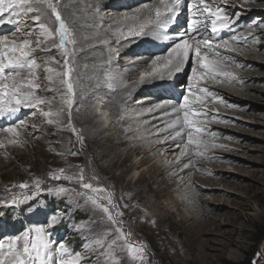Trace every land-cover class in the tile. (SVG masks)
Listing matches in <instances>:
<instances>
[{
    "label": "rangeland",
    "instance_id": "374dc122",
    "mask_svg": "<svg viewBox=\"0 0 264 264\" xmlns=\"http://www.w3.org/2000/svg\"><path fill=\"white\" fill-rule=\"evenodd\" d=\"M119 1L123 3L124 0ZM64 2L66 0H53V3L58 4L59 11V7L63 6ZM152 2L154 0H150L147 3L150 4ZM205 3L210 6L212 11H215L216 7L224 8L227 17L230 18L228 27L222 29L218 34H211V24H208L209 32L205 36L213 42V46L228 40L231 49L236 50L237 53L239 52L243 60L249 61L246 58V54H248L246 51L258 53L260 57L259 62H250L254 65L251 68L244 65L239 66V62H236L234 57L220 59L219 57H226L227 55L221 56L219 54V56H216L212 52H207L210 48L204 47L202 44L201 57L208 55L209 59L218 60V63L221 66L223 65L222 67L232 77L236 76L235 72H238L236 70L240 72L247 71V75H244L245 78L241 77L240 84L243 85V88L236 95L232 93L233 98L237 102L228 103L233 108H229L228 111L220 109L222 106L225 109L227 102L226 104L221 102L223 98L213 94L216 89H211V86H215L212 76H206L201 81L203 82L201 86L203 89H208L210 95L204 99L203 103L196 102L195 97L201 93L196 91V87H193L195 84L192 81L190 82V79L193 68H195L197 73H200L202 69L197 66L198 62L195 65L190 63L192 57L190 55L183 69L182 67L179 69H182V76L169 82L173 90H168V86H159L156 90L160 91L153 90L152 95L162 93V96H159L156 102L150 103L144 100L150 96L148 92L135 94V97L129 99L123 113L130 120L138 121L140 120L138 115L141 107L146 109V105L149 107L152 104L162 105L163 99L167 98L169 101L174 100V107L177 108L182 104L183 96L187 95L189 101H191L189 107L193 111L202 110L201 113L205 114L200 113L193 119L198 121L201 126L203 125L202 122L207 121V123H212V126L215 125L216 127L206 125V129L211 128L224 132V135L220 136V138H218L217 134L215 135L216 137L209 136L206 131L203 135L193 132L192 135H195L196 139L199 138L198 140L201 141L209 139L212 143H220L221 146L218 145V147L205 150L203 148L198 149L192 145V150L194 152L220 151L221 153H226L222 156H219L221 155L219 153H214L210 160L205 158L207 157L206 153L203 157L193 153L191 159L202 163L213 161L218 159V157V160H221L224 156L231 159V162L224 160V166H217L216 170L220 172L219 169H223L229 172L227 173L229 175H237L241 179L240 183L237 182L238 187L235 190L229 188L226 196L217 192L221 194L220 201L215 196L217 193H213V191L217 190L210 188L208 183L199 182L197 181L198 179L192 177L195 173L199 174V169L190 170L186 168L184 174L186 185H184V188L188 186V191L194 192L197 197L194 206L186 209V204H182L179 207V212L174 216L175 218L162 224L157 221L146 222L143 220L144 214L140 212L139 198L136 196L131 199L128 195L130 189L127 185L128 182L145 194V203L149 210L146 215L148 218L161 212L160 208L164 207L167 202L173 199L179 200L181 197L176 191L170 194L171 198L166 196L162 199L152 194H146L145 185L139 181L145 168L139 165L142 156L133 155L130 158L132 168L127 174L121 176L116 171L117 165L115 169L109 167V159L99 157L102 155V151L88 148L87 139H85L87 136L78 128V118L76 119L73 115V106L71 109V123L77 129V133L83 137L82 144L77 139V133H73L67 127L68 117L66 115L63 117L62 124L46 123L47 118L42 113L49 110L48 103L34 105L31 108L30 106H21L19 111L20 118L15 119L18 114L14 116L10 113L0 117V143L3 144V147H0V244H7L9 240L14 239L16 236H22L30 228L43 227L46 232L45 239L49 242V248L55 252L53 264H58L60 243L65 244L72 255L77 252L81 253L82 260L80 264H219L224 260L233 263L250 261L252 264H264V0H205ZM140 4L136 5V7L140 6L141 8L145 3ZM119 5H114L115 9L109 8L105 10L104 14L108 20L117 16L118 19H122L121 21L125 20L124 16L129 11L120 9L119 7L122 4ZM200 5L201 7L203 6L200 0H185V2L182 0L180 5L182 10L176 13L174 20L169 21V25L174 27L176 24L179 25L183 22L175 32L188 30L190 33L189 37L199 38L201 36H198L200 32L195 34L197 36H193L195 32L189 31V25L191 19L198 21L195 16L203 10L204 6L200 8L198 13L193 12L194 10L197 12V7ZM213 5L216 7H212ZM45 11L48 14L43 16L42 20L54 29H58L59 25L55 22L54 17L50 15V10L45 8ZM32 15L34 14L30 13L28 17H22L11 11L5 13L2 19L0 18V36L7 35L10 40L16 39L17 42H20L25 38L23 35L25 32L35 29L33 37H38L40 30L30 19ZM203 15L207 17V13ZM6 21L9 22V25L5 24ZM184 23L187 25H183ZM18 27L20 32L13 35ZM68 28L70 32H73V27L70 24ZM200 29H203V26H200ZM224 32H228V34H223ZM155 33L153 31V34ZM179 33L184 32L180 31ZM233 37H242L244 42H242L243 40H239V42L238 40H233ZM252 37H255V39H252ZM40 39L46 38L40 37ZM169 39H172L170 35L165 36V40L169 41ZM55 40L58 45V34ZM189 43L194 42L189 39ZM121 44L122 42L110 43V49L115 54L116 62H118L120 56L116 51L120 50ZM246 44L249 45L246 46ZM239 46L241 48H236ZM32 47L35 49L32 53V58L37 59V63L40 64V67L35 70L36 75L39 77L35 82L42 85L40 89L35 90V93L39 98L50 100L51 108L55 111L57 105L61 103L59 93L61 91L67 92V87L66 84H59L61 77L56 76L55 73L52 75L57 83L49 84L46 79L48 73L45 68L50 66L57 71H66L63 61L68 59L71 62L70 55L65 57L63 55L64 49L51 46L50 41L48 42L50 51L44 50L45 46L43 44L37 47L35 39H33ZM65 47L70 53L68 43L67 45L65 43ZM156 47L162 48L165 45ZM167 49L163 48V51L158 49L150 52H134L130 55H123V59L125 61L130 60L131 63L136 62L135 60H138V57H159L161 55L167 57L169 51H166ZM98 50L101 49L98 48ZM161 59H163V56H161ZM161 59H159V63L157 62V66L163 69L166 61L161 62ZM192 59L202 63L201 60L194 56ZM57 61H59V64L56 63ZM151 61L143 60L142 62L151 64ZM121 64H124L123 67H125L127 63L121 61ZM87 67H90V65ZM150 68L152 70V67ZM22 76L28 77L27 70L22 72ZM217 78L221 83L230 84V81L223 77ZM63 79L67 80V77L64 76ZM181 86L182 88L178 89ZM191 86L192 89H189ZM127 94L130 95V93ZM172 95L175 96L173 99ZM53 96H55V99H52ZM99 98L93 97L95 104L99 100L105 101L102 104L104 106L110 100L107 97H101V95H99ZM173 109L164 113L166 114ZM102 110L103 113L108 112L107 108ZM22 116L24 117L22 118ZM213 116L220 118L219 120L216 118L215 123H213L211 122ZM177 118L178 116L173 117L172 123ZM20 121H24V125H21ZM158 125L157 127L161 130L165 124L161 121ZM10 126L17 127L20 133L19 137H13L11 133L5 131ZM115 129L112 127L104 135L114 136L117 131ZM206 129L204 128V130ZM179 130L181 129H175V133ZM189 131L190 129L187 130V133ZM208 132L212 133V131ZM130 133L131 137L136 141L142 138L141 130L138 129V126L131 129ZM173 134L171 132L163 136L167 138ZM12 139H18L20 143H10ZM186 144L187 139L176 145L183 149ZM74 152L77 154L72 155ZM163 154L165 152H159L160 156H163ZM124 159L125 156H122L119 165ZM169 160L173 159L169 158ZM185 160L187 161V159ZM186 161L184 164L188 163L189 160ZM63 162H67L68 165L63 166L66 165ZM200 167H203V165L199 164ZM60 169L65 170L64 174L66 176H75L80 169H83L86 180L92 183L94 187L100 188L101 191L93 193L90 190H85L76 180L63 178L53 180L52 176L59 174ZM188 173L189 177H187ZM199 176L203 177L204 172L199 174ZM36 180L41 181V190L35 189ZM145 180H151L149 175L145 177ZM21 183H28L29 189H21L19 187ZM62 187L68 191L59 193L58 190ZM152 187L153 191H158V184L154 183ZM49 189L52 191H49ZM89 196L98 197V203L109 206L113 218L121 221V223L114 225L108 219V214L91 203V200L88 199ZM109 197H111L112 203L117 205V207L108 205ZM50 199L55 208L50 207ZM13 200H16L17 203L13 204ZM219 207H222V209L219 210ZM117 212H122L123 215L116 216ZM52 217L57 218L54 224L52 223ZM151 222L153 223L151 224ZM117 227H121L126 234L130 233L131 235L128 237L127 242L121 239L117 240L115 245H112L111 241L116 239L117 236L115 231ZM19 243L22 244L23 241ZM29 243L30 245L37 243L35 231L30 233ZM129 245L137 248L136 256L129 250ZM141 255L142 258H140Z\"/></svg>",
    "mask_w": 264,
    "mask_h": 264
},
{
    "label": "bare ground",
    "instance_id": "6f19581e",
    "mask_svg": "<svg viewBox=\"0 0 264 264\" xmlns=\"http://www.w3.org/2000/svg\"><path fill=\"white\" fill-rule=\"evenodd\" d=\"M183 1L185 2V0ZM143 2L147 3L150 2V0H124L123 3L120 2L119 0H66V2H64V5L59 8H60V13L62 14L64 20L66 21V24L67 25L70 24V26L73 27L72 29L73 32L71 31L72 36L70 37V39L74 40V43H68V45L70 46V58H71L70 64L74 68V74H72L74 90L77 93L75 103L73 104L74 107L73 115L76 117V119L78 118L77 119L78 128H80L83 134L87 136V138L85 137V139H87L86 143L88 145V148L102 151V155H100L99 157L103 159L108 158L109 167H113L115 169L116 168L115 166L117 165L118 167L116 171L121 176L127 174L132 168V163L130 161V158L133 155L142 156L139 165L144 166L145 168L143 169L139 181L145 185L147 191L146 194L155 195L159 197V199L160 198L162 199L166 196L171 198L170 194L175 191L177 192V194L180 195L181 199L179 200L173 199L172 201L167 202V204H165L164 207L160 208L162 210L161 212H159L156 215L154 214L148 218L146 215L148 214L149 210L145 203L146 200L145 194L142 191H139V189L136 186L132 185L130 182L127 183L128 187L130 188L128 191L129 197L131 199H133L136 196L139 198L138 202L140 203L141 206L140 212L144 214L143 220H145L146 222L157 221L159 224H162L167 220L175 218L174 216L176 215V213L179 212L180 210L179 207L182 204H186L185 205L186 209H189L194 206L197 200V197L194 195V192L192 191L190 192V190L188 191L189 189L188 186H187L188 188L186 186H185L186 188H184V185H186L185 182L186 178L184 177L186 168L187 169L189 168L190 170L199 169V174L204 172L203 177L199 176V174L196 173L192 177L194 179H198L197 181L199 182L208 183L210 188L217 190V191H213V193L219 192L224 196L227 195L226 193L228 192L229 188L235 190V188L238 187L237 182L240 183L241 179L237 175L235 176V175L227 174L229 172L223 169H219L220 172L216 170L217 166H221V167L224 166L223 163L225 161L231 162V159L225 156L222 157L223 159L221 160H218L219 159L218 157V159H215L213 161L210 162L205 161L204 163H202L198 160L191 159L193 153H196L192 150L191 148L192 145L187 146V154L183 156L180 155L181 151L185 149V146L183 149H181V147H178V145L176 144L182 143L184 142L185 139H187L186 138L188 134L187 130H189V127L185 125V127L182 130V135L180 137L175 136V129L180 128L179 125H177L175 128L168 127L170 124H173L176 121L175 118L174 122L172 123L173 117L178 116L176 110L180 108V106L177 108L174 107L175 106L173 103L174 100L169 101L167 100V98H165L162 101L163 102L162 105L152 104L153 107L151 105L150 107L146 105V109L145 107L144 109H142L143 107H141L139 109V115H138L140 117V120L138 121L130 120L123 113V110L128 104L129 99L131 97H135L134 96L135 94H139L141 92H148L150 96H148L144 100L150 103L154 101L156 102L157 98L159 96H162L161 95L162 93H155L154 96L152 95V91L158 89L159 86H168L169 88L168 90H173L170 85L171 83L169 82L174 81L175 79L177 80L179 77L182 76L183 72L181 73V70L185 65L184 64L181 66L182 67L181 70L171 71V74H169L170 72L169 69L166 68L161 69L156 65V71L153 73V75L146 76L143 80H141L140 76L142 73L151 72L153 70L152 64H145L142 61L153 60L154 58H156V56H145L142 58L138 57L137 58L138 60L134 59L136 62H131V63L130 60L125 61V59H123V55H130L131 53L134 52H140V51L150 52L152 50H158V49H162L159 51H163V48L164 49L168 48L166 50L168 51L170 50V48L174 43L179 42L182 38L189 37L190 35L188 30H184V31L180 30L181 32L187 34V36L184 37L180 35L179 33L180 31L175 32V30H177L180 27V24H182L183 22H181L179 25L176 24L174 27H171V25H169L170 23H168L166 27L168 29L166 28L161 29L159 27L158 19L155 16V9L160 6L161 0H154V2L150 3L149 9L143 10L141 13H139L138 14L139 19L135 21L133 20L121 21L122 19L121 20L120 18L118 19L117 18L118 16L116 18L114 17L111 20H108V18L105 17L106 16L104 14L105 10L109 8L115 9L114 5L117 4L120 5L122 4L121 6L119 5L120 9L129 11L128 13H126L127 15L129 16L136 15L137 14L136 10L140 8V6L136 7V5H139L140 3ZM202 7L201 5L198 6L197 7L198 11L196 12V10H194L193 13H198L200 8ZM97 8H99V11H97ZM162 9L163 8H161V11L163 12ZM180 10H182V8H179L178 12ZM203 12L204 11L202 10L199 12L197 16H195L197 17L198 22H201L206 18L204 17L205 15H203L204 14ZM167 15L170 14L165 13V16ZM192 21L193 20L191 19L190 22ZM5 24L9 25V22L6 21ZM141 25L143 26L142 29H141ZM183 25H187V24L184 23ZM200 26H203V24H201ZM208 27H207V31L204 33V36L209 32ZM130 29L133 31L140 29L141 34L129 35ZM153 31H155L156 33L153 34ZM203 31L204 29H200V31L198 32L201 33ZM198 32L195 33L192 32L193 36ZM173 34H177L180 36ZM223 34H228V32H224ZM167 35L168 36L170 35L172 39H169V41L165 40V36ZM198 36H200V34ZM199 38H203V37L200 36ZM237 40L238 42L239 40H243L242 42H244V39H242V37L238 38ZM125 41L127 42L125 43ZM120 42H122L119 48L120 50L116 51V53L120 54V56L118 62H116L114 56L115 54H113V52L110 49L111 48L110 43H120ZM220 43L222 44V42ZM159 45H165V47L162 48L156 47ZM248 45L249 44H246V46ZM98 48H100L101 50H98ZM236 48H241V47L239 46ZM232 51H228L223 46L219 48L212 46L210 49L207 50V52H212L213 54L218 52L221 56L227 55L226 57L227 58L229 57V59L234 57L236 62H239V66L244 65L251 68L254 65H252L250 62L260 61V57L258 53H252L250 51H246L248 54L245 53L247 56L245 57L249 59V61H247L242 59V57L239 55V52L237 53L236 50H232ZM190 55H192L190 63L195 65L198 62L197 66L200 67L199 63L201 62L192 59L194 56L193 53H190L189 56ZM161 56H163V59H161ZM161 56H159L161 62L166 61L165 56L164 55ZM139 60L142 61L140 62ZM121 61L127 63L125 67H123L124 64H121ZM88 65H90V67H87ZM150 67H152V70ZM223 70L225 71V68H223ZM236 71L240 72L239 70ZM138 72L139 74H137ZM238 72H235L236 73L235 77H232L230 75L229 78H225L230 81V84L233 85L230 84L226 85L223 82L221 83L217 77L212 79V81L215 82V86H211V89L213 88L216 89V92L213 94L215 96H218L219 98H223L224 101L222 100L221 102H225V104L227 102L226 107L224 106L225 109L222 108L223 106L220 107V109L223 111H228L229 108H233L232 106H230V104H228V103L237 102V100L233 98L232 93L236 95V93L240 92V90L243 88V85L240 84L241 77L245 78V76L247 75V71H241L240 73ZM108 73L112 74L111 79H109ZM191 81L193 84H195L194 86L193 84L191 85L193 87H196L197 92H199L198 89L200 90L203 89V87L201 86L203 82H199V84H197L194 81L193 76L190 79V82ZM192 86L189 89H192ZM181 88L182 86L179 87L178 89ZM156 91H160V90H156ZM63 93H65L66 96L67 92L63 91ZM127 93H130V95H128ZM99 95H101V97H107L108 99H110L106 105L103 106L102 104L105 101L102 102L100 100L98 101L97 104L94 103L93 97L96 96L97 98H99ZM174 97L175 96H173L172 99ZM226 99L227 101H225ZM103 108H107L108 112L103 113L102 110ZM171 109L173 110L167 112L166 114L164 113ZM5 114L7 115L9 113L3 112L2 114H0V117L5 116ZM16 114H18V117L15 119L20 118L19 117L20 112H17L13 115L17 116ZM23 117L24 116H22V118ZM100 117L101 119H99ZM214 117L215 116L211 118V122L213 123H215L216 118L218 120L220 118V117L218 118V116L215 118ZM178 118L180 120L183 119V114L181 112ZM161 121L165 125L163 128H161V130H159L157 126H159L158 123H160ZM202 123H203L202 125L203 129L204 128L206 129V125H209V127H215V125L212 126V123H207V121H204ZM198 124L200 123L198 122ZM137 126L138 129L141 130V134H142V138L139 141L134 140L131 137V133H130V130ZM112 127L117 129L115 135L114 136L104 135ZM208 131H212L214 137H216L215 136L216 134L219 136L218 138L224 135V132H222L221 130H215L209 128L206 129V133ZM171 132L174 134L170 135L167 138L163 136ZM202 141L221 146L220 143H214V142L212 143V141L209 139ZM160 151L163 153L165 152V154H163V156H160L159 155ZM120 152H122V154H120ZM203 153L204 154L206 153L207 157L205 158H207L208 160H210L214 156V153L221 154L219 156L226 154L225 152L221 153L220 151H216V152L209 151ZM122 156H125V159L122 160L121 164L119 165ZM169 158L173 160L170 161ZM185 159H187V161L191 160V164H189L188 167H184L185 165L184 163L186 161ZM63 164H66L63 166L68 165L67 162H63ZM199 164L203 165V167L199 168ZM147 175H149V178L151 180L148 181L145 180V177ZM187 177H189V173ZM154 183L158 184L159 186L158 191H153L152 184ZM221 194L217 193V195L215 196L220 200ZM220 209H222V207H219V210ZM152 223L153 222H151V224Z\"/></svg>",
    "mask_w": 264,
    "mask_h": 264
},
{
    "label": "snow or ice",
    "instance_id": "6c2138e0",
    "mask_svg": "<svg viewBox=\"0 0 264 264\" xmlns=\"http://www.w3.org/2000/svg\"><path fill=\"white\" fill-rule=\"evenodd\" d=\"M200 3L203 4V11L207 13V17L204 21L198 22L193 20L189 29L192 32L200 31V25L203 24L204 31L200 33L203 39H197L196 37H188L184 38L179 42H176L172 45L170 50L168 51L166 59V63L163 65L164 68L169 69L171 71H178L182 65L185 64L186 61L189 60V54L193 53L194 56L201 60L202 63L200 67L202 71L197 73L195 68L192 69V76L194 81L199 84V82L203 81L206 76L223 77L229 78L230 73L223 70L222 66L218 63V60L209 59L208 55H204L201 57V46L203 44L204 47L211 48L213 46V42L204 36V33L207 31L208 24H211V32L213 34H217L222 29L228 27V23L230 18L227 17L225 9L221 7H216L213 5L212 7H216L215 11H212L210 6L205 3V0H200ZM181 5V0H161V4L159 7L155 9V16L158 19L159 27L161 29H165L169 21H172L176 18V13L178 12ZM45 8L50 10V15L54 17L55 22L58 23V29H54L47 22L42 20V17L47 15L48 13L45 11ZM163 8V12L161 11ZM149 4L145 3L136 10V15H127L125 14V20H138L139 13L143 10H148ZM9 11L14 12L17 16L28 17L30 13L34 14L30 17V19L37 25L39 28L38 37H33V33L35 29H31L28 32H25L24 39L20 42H17L16 39H9L7 35L0 36V114L3 112H7L10 114H15L21 110V106H34V105H43L45 103L49 104V110L43 111V116L47 118L46 123L48 124H62L63 117L66 115L68 117L67 127L71 129L73 133H77V129L71 123V109L73 104L75 103L76 92L74 90L73 78L72 74L74 71L73 66L70 64L68 59H64L63 66L66 68V71H57L52 67H46L45 71L48 73L46 76L49 84L57 83L53 78V73L56 76H60L59 84H66L67 93L65 98V93L62 91L59 93L61 96V103L57 105L56 110L53 111L51 108V101L39 98L35 90L40 89L42 87L41 84L36 83L35 81L39 79L36 75V69L40 67V64L37 63V59L32 58V53L35 49L32 47L33 39H35V43L37 47L40 45H44L46 51H50L48 47V42H51V46L59 47L64 49L63 55L65 57L69 56L70 53L68 49L65 47V43H74V40L70 39L72 33L70 32L68 25L65 20L61 16L60 11L58 10V4L53 3V0H0V18L3 17L5 13ZM99 11V8H97ZM165 13L170 15L165 16ZM26 24V21H25ZM141 25V29H142ZM20 32V28L18 27L16 35ZM58 34L59 36V44L57 45L55 37ZM141 30L137 29L135 31L129 30V35H140ZM181 36H187L186 33H181ZM40 37L46 39H40ZM189 39H192L194 43H189ZM233 40H237V37H233ZM255 39V37H252ZM217 48L223 46L228 51H232L229 46L228 40H224L221 43H217L215 45ZM214 55L219 56V53H214ZM220 59H228L227 57H219ZM160 57H156L151 61L153 66V70L151 72L142 73L140 79L143 80L146 76H151L156 71L157 61ZM56 63L59 64V61ZM27 70L28 77L25 78L22 76V72ZM66 76L67 80H64L63 77ZM109 79H111L112 74L108 73ZM134 86V85H133ZM200 91V95L195 97L197 103H203L204 99L210 95L208 89H198ZM52 99H55L53 96ZM218 99V98H217ZM189 98L187 95L183 96V102L180 105V108L177 111V115L179 117L180 112L183 114V119L179 118L168 127L175 128L179 125V131H176L175 136L180 137L182 135V130L187 125L190 129L187 134V144L185 145V149L181 151L180 155L183 156L187 154V145H193L196 148H203L208 150L210 148L218 147V145L207 143L201 140L196 139L192 133L205 134V131L201 125L197 123L193 117L200 115L202 110L193 111L192 108L189 107ZM54 117V118H53ZM24 121H20L21 125H24ZM35 127V125H33ZM5 131L11 133L13 137H19L20 133L17 130V127H8ZM207 135L213 136L214 134L211 132H207ZM77 139L82 144L83 137L77 133ZM10 143L17 144L20 143L18 139H12ZM0 147H3V144L0 143ZM77 153H72V155H76ZM197 156L203 157L204 153L202 151H197L195 153ZM179 159V157H178ZM191 164V160L188 161L184 165V167H188ZM64 169L59 170V174L53 175V180H60L61 178L66 180H76L77 183L81 185V187L85 190H90L93 193L100 192L101 189L98 187H94L92 183L88 182L84 176L83 169H80L75 176H66ZM21 189H29L28 183H21L19 185ZM34 187L36 190H41V181L36 180ZM49 191H52L49 189ZM68 190L66 188H59V193H65ZM27 199V197H25ZM89 200L93 205L99 207L104 213L108 214V219L112 221L114 225H119L121 221L114 219L110 207L98 203V197L89 196ZM13 204L17 203L16 200L12 201ZM108 205L112 207H117V205L112 203L111 197L108 199ZM126 207V206H125ZM122 212H117L116 216H122ZM56 217H52V223L54 224L56 221ZM32 231L36 233L37 243L31 244L29 243V235ZM117 232L116 239L111 241L112 245L117 243V240H125L127 242L128 237L131 235L130 233H125L121 227H117L115 229ZM46 232L43 227H37L35 229H29L24 232L22 236H16L14 239L8 241L7 244H0V264H53L55 252L50 250L49 242L45 239ZM23 241L22 244L19 242ZM59 260L58 264H80L82 260L81 253L77 252L75 255H72L65 244H59ZM129 250L132 252L134 256L137 255V248L135 246L129 245ZM142 253V249L140 250ZM142 258V255L141 257Z\"/></svg>",
    "mask_w": 264,
    "mask_h": 264
},
{
    "label": "trees",
    "instance_id": "16d2710c",
    "mask_svg": "<svg viewBox=\"0 0 264 264\" xmlns=\"http://www.w3.org/2000/svg\"><path fill=\"white\" fill-rule=\"evenodd\" d=\"M50 201H51V199H50ZM50 207L55 208L54 204H52V201H51V203H50ZM52 208H51V209H52ZM10 219H11V217H10ZM219 264H252V263H251L250 261H244V262H241V263H233V262H231V261L224 260V261H222V262L219 263Z\"/></svg>",
    "mask_w": 264,
    "mask_h": 264
}]
</instances>
